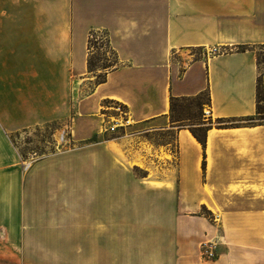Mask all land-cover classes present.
I'll list each match as a JSON object with an SVG mask.
<instances>
[{
	"label": "crops",
	"instance_id": "0c3cea01",
	"mask_svg": "<svg viewBox=\"0 0 264 264\" xmlns=\"http://www.w3.org/2000/svg\"><path fill=\"white\" fill-rule=\"evenodd\" d=\"M6 2L12 8L1 3L0 15L20 21L0 24V34H11L0 41V224H29L25 218L40 210L45 221L33 223L63 219L50 212L63 210V165L74 160L70 183L81 193L75 223L87 227L76 254L94 264L100 220L90 214L98 208L93 164L101 151L116 157L119 150L143 171L140 186L156 213L209 214L177 218L180 233L171 240L140 241V264H264V0ZM93 33L115 59L98 83L99 70L87 66ZM200 93L212 117L203 123L204 146L169 119L171 98ZM115 104L132 123L115 127L123 135L103 133L104 122L121 114ZM53 121L63 122L73 146L22 172L11 134ZM157 131H173L174 148L147 137ZM108 239L110 247V233ZM203 240L215 244V258L199 257Z\"/></svg>",
	"mask_w": 264,
	"mask_h": 264
},
{
	"label": "rangeland",
	"instance_id": "374dc122",
	"mask_svg": "<svg viewBox=\"0 0 264 264\" xmlns=\"http://www.w3.org/2000/svg\"><path fill=\"white\" fill-rule=\"evenodd\" d=\"M2 1L0 0V6L2 3L3 6L5 5L9 9L12 8L9 2ZM13 20H16V23L20 21L17 17L0 15V24L4 23L6 26H10L14 23ZM21 23H23L22 20ZM1 35H3V40L0 41L8 43L7 40H10L11 34ZM90 38L91 66L94 70H99L96 73L97 79L98 76L103 75L107 67L114 65L115 59L104 39H100V35L93 33ZM84 90L87 91L88 88L85 87ZM205 100L206 96L203 93L196 98L176 101L174 109L169 115L170 121L176 125H186L192 129H200L202 132L203 123L209 121L208 118H212L209 115H207L208 117L204 115L205 110H207L205 103L202 104L200 109L197 106L199 101ZM115 105L116 110L122 115L121 111H124V108L119 104ZM115 119L110 118L113 123H115ZM254 119L261 120L263 116L257 115ZM107 123L104 122L103 128L107 126ZM127 124L131 125L132 123L129 121ZM59 127H63V122L60 125L53 121L43 126L26 128L11 134V139L20 152L18 165L22 172L25 173V170L40 159L56 152L65 151L68 146H73L67 143L65 127L60 131L58 130ZM103 131L105 134H124L122 131L117 133L104 129ZM59 132L63 135V140L60 139V141L57 139ZM147 137L161 138L167 141L171 147L174 148L175 146L173 131H157L147 134ZM117 151L119 156L116 157L101 151L99 160L94 161V167L91 163L89 165L84 163L83 165V168L93 167L99 170V177L97 178L99 185L95 192V203L98 208L95 207L90 213L91 216L99 217L100 220V256L93 259L94 264H140L142 259L139 256L140 241L148 239L171 240L174 235L178 236L180 233H177L178 226L174 224L177 218L192 215L209 216L203 209L195 214L191 210L170 208L160 209L156 213L155 209L149 207L151 200L154 198L143 191L140 186L143 171L139 167L130 164V160H127L121 151ZM68 161L63 165V169H65L63 182L69 181L68 185L63 183V210L58 209L50 212L51 217L60 216L59 212H63V219L57 218L55 219L56 222L50 225L33 223L37 220L45 221L41 218L44 216V212L40 210V213H37L38 216L34 215L35 217L33 216L31 219L25 218L29 224H0V264H92L91 258L76 254L77 248L83 247L80 242L83 232L81 230L87 227L75 223L77 213L79 214L76 204L81 193L80 188L74 187L71 184L72 182L70 183L74 176L71 175L69 169L75 167V161L70 159ZM23 162L29 163V166L24 168L22 166ZM84 201L88 203L86 196H84ZM47 212L49 211L47 210ZM23 217H27L26 211ZM154 217L159 218L158 224L154 223ZM187 227L193 228L194 225H188ZM109 233L112 236L110 247L108 246ZM203 242L210 241L203 240L199 242V257L201 259L215 258L217 248L214 249L213 256L208 257L203 254V248L201 247ZM84 247H86L85 244Z\"/></svg>",
	"mask_w": 264,
	"mask_h": 264
},
{
	"label": "trees",
	"instance_id": "16d2710c",
	"mask_svg": "<svg viewBox=\"0 0 264 264\" xmlns=\"http://www.w3.org/2000/svg\"><path fill=\"white\" fill-rule=\"evenodd\" d=\"M90 43H91V38H89V40H88V48L91 47L90 46ZM91 65L92 64H91L90 55H89V57L87 59V66H88L89 70H93V68H92ZM104 79H105V76L103 74L101 76H98L97 79L95 80V82L96 83L102 82ZM202 94L203 93H200V94H198L196 96H193V97H182V98H175V99L171 98V100H170V110H171V112L174 109V104H175L176 101H178V100H184V99H188V98H196V97H198V96H200ZM204 94H205L206 100H207L208 99L207 93H204ZM206 100L205 101H199L197 103V106H198L199 109L201 108L202 104L206 102ZM261 100H262L261 83H260V80H258L257 81V87H256V105H257V111H259V112H260V109H261ZM187 128L189 129V131L191 132V134L195 137V139L197 141H199L202 146H204L206 127L204 126V128L202 129V132H201L200 129H192V128L188 127V126H187ZM202 165H203V161H202Z\"/></svg>",
	"mask_w": 264,
	"mask_h": 264
},
{
	"label": "built area",
	"instance_id": "2783aa9c",
	"mask_svg": "<svg viewBox=\"0 0 264 264\" xmlns=\"http://www.w3.org/2000/svg\"><path fill=\"white\" fill-rule=\"evenodd\" d=\"M121 112L123 114L120 115L118 119H115V121H114L115 123H113V121H112L111 124H109V125H107V126L104 127V130L111 132V131H113L115 129L116 125H125V124H127L130 121L129 118L126 117L125 110L124 111H121ZM204 115L206 117H208L207 115H209V111L208 110H205ZM118 120H120V121L118 122ZM62 138L63 137L60 136V139H62ZM26 164H27V162H23L22 166L24 168H27ZM201 247L203 248V254L204 255H207L208 257L213 256L214 249L216 248L215 247V244L213 242H203L201 244Z\"/></svg>",
	"mask_w": 264,
	"mask_h": 264
},
{
	"label": "bare ground",
	"instance_id": "6f19581e",
	"mask_svg": "<svg viewBox=\"0 0 264 264\" xmlns=\"http://www.w3.org/2000/svg\"><path fill=\"white\" fill-rule=\"evenodd\" d=\"M60 136L63 137V135L61 134V132H59L58 135H57V139H58V141H60ZM61 140H63V138H62ZM134 164H135V163H134ZM26 166L28 167V166H29V163H27Z\"/></svg>",
	"mask_w": 264,
	"mask_h": 264
}]
</instances>
